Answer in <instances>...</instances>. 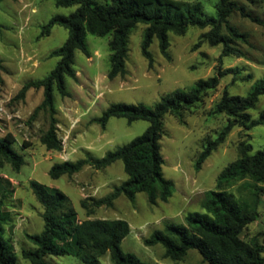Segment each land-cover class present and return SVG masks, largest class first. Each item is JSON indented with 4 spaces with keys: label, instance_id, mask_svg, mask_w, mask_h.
Returning <instances> with one entry per match:
<instances>
[{
    "label": "rangeland",
    "instance_id": "1",
    "mask_svg": "<svg viewBox=\"0 0 264 264\" xmlns=\"http://www.w3.org/2000/svg\"><path fill=\"white\" fill-rule=\"evenodd\" d=\"M96 1L103 4L106 0ZM186 1L199 2L206 15L215 14L217 0ZM237 1L252 15L264 20V2ZM75 7L57 6L54 0L0 1V136L11 133L15 139L12 147L23 157L18 169L8 161H0V213L5 216L3 236L16 254L17 264H29L21 256V249L33 246L27 234L39 233L43 226L42 206L28 185L29 179H35L62 190L75 208L79 221L85 218L125 219L129 232L120 242L122 251L145 262L171 264L172 260L164 256L160 243L146 245L143 239L153 230L162 229L166 222L184 223L189 212H204L203 194L216 187L218 174L236 158L240 140H248L252 151L264 146L263 124L251 128L233 126L199 167L195 165L204 145L214 139L226 123L224 114L213 112V106L224 90L229 94L244 95L255 79L264 76V25L237 11L231 13L230 23L246 36V41L233 42L242 55H221V44L199 41V35L208 27L188 26L183 34L169 31V58L161 54L157 38L153 37L148 47L152 56L149 65L140 51L145 25L139 23L129 34L126 72L111 79L107 77L110 35L97 36L87 32L85 42L89 55L74 50L76 76H65L67 94L61 95L53 89L56 133L62 148L51 150L39 141V136L48 127L49 112L41 108L31 117L43 99V88L29 87L22 96L18 91L24 83L47 76L56 65L58 57L50 53L65 41L67 30L61 25H53L49 33L43 35L42 27L53 15H68ZM231 67L237 68L236 74L228 71L220 75L216 87L193 107L184 110L181 118L170 113L162 118L161 171L174 183L167 201L157 199L152 204L144 192H137L133 200L121 194L111 205L92 206V198L106 196L127 177L119 159L103 168L86 164L71 175L49 176L48 169L54 162L100 157L143 132L148 122L141 119L128 123L123 117L111 116L103 127L94 121L110 103L141 102L153 106L165 93L175 88L186 89L198 78H207ZM261 110H264V95H260L255 107L248 111L254 118ZM248 180L264 188V181ZM242 183L244 180L224 187L235 196H246V188L238 191ZM82 199L89 208L81 206ZM258 212L256 220L245 226L240 237L249 240L256 236L264 247V189ZM46 260L50 264H82L73 255H50ZM98 260L101 264H111L108 252L100 255ZM179 262L209 264L196 249L187 250Z\"/></svg>",
    "mask_w": 264,
    "mask_h": 264
},
{
    "label": "trees",
    "instance_id": "2",
    "mask_svg": "<svg viewBox=\"0 0 264 264\" xmlns=\"http://www.w3.org/2000/svg\"><path fill=\"white\" fill-rule=\"evenodd\" d=\"M54 3L57 6H76L68 15H53L42 27L43 35L48 34L53 25H61L67 30L65 41L50 53L58 57L56 65L47 76L24 83L18 91V95L22 96L29 87L43 88V99L34 108L31 117L41 108L49 112L48 127L39 136V141L51 150L62 148L56 133L53 89L56 88L61 95L67 94L65 76H76L73 68L74 50L79 49L86 56L89 55L85 42L87 32L97 36L110 35L107 77L111 79L125 74L129 34L139 23L145 25L140 51L149 65L152 56L148 47L153 37L157 38L161 54L169 58V31L183 34L188 26L208 27L199 35V41L205 40L211 45L221 44V55H242V51L233 42L246 41V36L230 23L231 13L237 11L241 16L264 25L263 19L252 15L237 0H217L214 15H206L199 2L186 0H106L103 4L96 0H54ZM228 71L236 74L237 68H227L207 78H198L186 89L175 88L162 95L153 106L141 102L110 103L94 121L103 127L111 116L123 117L128 123L141 119L148 122L143 132L100 157L87 156L54 162L48 169L49 176L58 178L63 174L71 175L86 164L103 168L119 159L127 177L106 196L92 198V206L111 205L113 199L121 194L133 200L137 192H144L147 201L152 204L157 199L167 201L174 190V183L165 178L161 171L163 157L159 139L163 134L162 118L166 113L181 118L183 111L193 107L209 90L215 88L219 76ZM260 95H264V76L255 79L244 95L229 94L224 90L214 104L213 112L224 114L226 123L218 135L204 145L195 163L197 168L224 140L233 126L251 128L264 125V110L254 118L248 111L255 107ZM14 140L9 132L0 136V161H8L18 169L23 163V157L13 149ZM248 178L264 181V146L252 151L248 140H240L236 158L218 174L216 187L204 192V212H189L184 223L166 222L162 229L153 230L143 242L146 245L160 243L164 256L172 260L171 264H181L179 261L189 249H196L209 264H264V247L258 238L253 236L245 240L240 237L245 226L258 217V204L264 189ZM241 180L244 183L238 191L246 188V196H235L224 187ZM28 185L42 206L43 220L39 233L27 234L33 246L21 249V256L29 264H50L46 260L50 255H73L82 264H101L98 257L106 252L109 253L111 264H154L121 250L120 242L129 232V224L125 219L85 218L79 221L75 208L62 190L46 186L35 179H29ZM80 204L89 208L84 199ZM4 223L5 216L0 213V264H17L16 254L3 236Z\"/></svg>",
    "mask_w": 264,
    "mask_h": 264
}]
</instances>
